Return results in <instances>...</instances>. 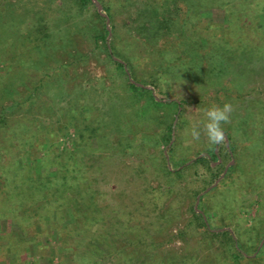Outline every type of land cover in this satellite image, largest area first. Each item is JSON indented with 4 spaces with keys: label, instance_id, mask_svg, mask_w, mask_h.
I'll use <instances>...</instances> for the list:
<instances>
[{
    "label": "rangeland",
    "instance_id": "obj_1",
    "mask_svg": "<svg viewBox=\"0 0 264 264\" xmlns=\"http://www.w3.org/2000/svg\"><path fill=\"white\" fill-rule=\"evenodd\" d=\"M91 1L83 5L78 0H0V115L3 108L15 104L0 127V146L19 141L22 165L40 174L52 175L65 152H72L71 164L88 160L81 187L94 195L87 211H94L100 221L91 225L95 241L108 245L101 264H122V254L110 252L129 241H146L142 247L153 249L156 264L168 260L220 264L217 259L224 249H232V239L219 236L208 241L193 212L194 208L200 213V205L211 215L209 229H229L232 241L242 238L246 242L249 253L242 264H264V236L259 241L255 235L257 228L264 227V161L253 157L264 144L251 137V131H261L262 126L253 129L250 122L248 131L241 120L264 108V0H253L250 18L249 12L245 15L239 9L232 15L233 23L223 8L201 10L198 28L203 30L198 33L212 41L227 39L235 49L230 52L235 57L229 55L228 64L216 68L222 71L224 82L232 78L245 82L242 91L248 92L237 97H224L222 90L216 94L227 84L217 83L208 74L194 77L190 62L191 74L171 61L177 44L149 47L135 39L127 26L132 5L107 0L108 17L97 0ZM242 43L254 47L249 57L240 52ZM105 45L134 63L135 77L149 80L145 87L161 105L144 112L146 94L133 95L127 81V76L134 81L133 75L129 71L124 75L109 61ZM167 65L168 73L163 74ZM216 95L221 97L219 103L206 99ZM225 103L234 109L230 121L222 124L231 134L232 145L224 134V143L211 149L203 132L205 110ZM194 125L201 129L199 140L190 135ZM170 126V141L176 142L173 162L161 138L164 133L169 137ZM196 156L208 161L188 167ZM207 162L218 167L212 181ZM178 164L185 171L172 181V191L165 192L163 170L177 169ZM17 166L20 173L27 170ZM200 195H204L202 204ZM39 208L38 212L44 211L46 206ZM18 210V223L0 219V264H15L16 248L21 260L37 258L38 264H61L71 256L73 247L62 245V234L47 219L31 220L23 215L29 211ZM255 247L258 251L253 252Z\"/></svg>",
    "mask_w": 264,
    "mask_h": 264
},
{
    "label": "trees",
    "instance_id": "obj_2",
    "mask_svg": "<svg viewBox=\"0 0 264 264\" xmlns=\"http://www.w3.org/2000/svg\"><path fill=\"white\" fill-rule=\"evenodd\" d=\"M81 4L91 3V0H78ZM103 7V10L107 12V16L110 17V5L107 0H97ZM122 5L133 6V15H130L129 22L127 24L130 33H133L135 39L143 41L145 44H150L149 47L154 46H174L177 44L178 51L173 50L171 53L170 60L180 64L183 70H189L188 73L191 74L190 68L192 64V71L194 77L201 78L206 74L213 76L214 80H217V83L229 85V87L224 86V88H219L216 90V94L220 90L224 91V97L228 96H241L242 93L248 91H242V86L245 82H237L235 79H229V82L223 81V73L218 70L217 64H228V58L230 52L233 53V48L228 45L227 39H219L212 41L210 37L206 38L203 35L199 34V31L203 30L198 28L202 16V9H209L210 7H216L222 9L226 16H229V22H232V15L237 14L240 11L242 14L246 15L249 12L247 17L250 18L251 9L250 5L253 0H239L240 4L238 5L236 0H121ZM239 7V8H238ZM98 17L99 14L96 13ZM228 19V18H227ZM245 20H248L245 17ZM246 24H249L248 21H245ZM233 23V22H232ZM231 23V25H232ZM230 25V26H231ZM191 28V29H190ZM105 32L106 29L103 28ZM97 38V36H95ZM103 39L105 37H102ZM98 41V39H97ZM113 42H111L112 44ZM241 53L243 55H252L255 51L254 47L249 44L242 43ZM239 45V46H240ZM107 57L109 61L114 63L117 69L123 72L127 76V71L133 75L134 81H131L127 76V81L129 87L134 96L140 94H146L148 101L144 105V112H148L151 106L161 105L162 101L152 93L151 89L145 87L148 84L146 79H139L134 75L135 65L132 61H128L125 57L121 56L120 53L113 47L108 48L106 45ZM246 47H248L246 49ZM235 57V55H231ZM189 64H187L188 62ZM62 65V64H61ZM182 65V66H181ZM169 65L163 70V74L168 73L167 69ZM184 72V71H182ZM236 72V71H235ZM50 75L47 74L46 76ZM43 79L40 78L37 82H41ZM154 82V81H152ZM156 86V83L155 85ZM36 88V85L35 87ZM38 88V87H37ZM36 88V89H37ZM144 96V95H143ZM28 97V96H27ZM209 102L213 103L221 101V97L216 95L214 97L206 98ZM18 103V102H16ZM182 104V100L180 101ZM12 104L6 108H3L0 115V127L4 123L6 124L7 115L10 110L14 107ZM219 106H221L219 104ZM8 110V111H6ZM255 114L258 117H255ZM248 115H244V117ZM252 116V115H251ZM249 119H241L242 122L246 124V129L249 123L253 129L261 127V131L256 133L252 132L253 138H255L258 144H264V108L260 109L254 116ZM182 123V122H181ZM181 123L177 124V127L181 126ZM224 134L227 135L229 140V145H232V138L230 132L227 129H223ZM249 131V129H247ZM258 130V129H257ZM168 138H165L164 135L161 136L162 141L166 145V153L168 152L169 156L165 154V158L171 161L173 160V154L176 148V142H171V126L168 130ZM19 141L11 142L7 146V142H4L0 146V219H12L18 223L16 217V212L18 209H24L28 214H23L29 219L35 221L46 220L47 223H50V226L58 230L59 234L63 237L62 245L70 244V247H73L71 251V256H76L77 258L71 259V256L68 258L62 259L61 264H101L99 260H105L106 252L108 251V245L103 241H95L96 231L92 229V224L100 222L98 221V216L94 211H87L88 208L92 207L94 195L93 192L85 193V188L81 187V180L83 178L85 169L88 164V160L78 159L76 162L71 164L72 152L64 153V161L57 162L59 167L56 171L51 174H40L39 172L32 171V168H27L22 165L23 160L20 161L22 153L19 151ZM254 143V141H253ZM212 146L214 144L210 143L207 146ZM7 146V147H6ZM253 154V157H259L261 161H264V147H261ZM225 146V152L230 156L231 151ZM199 154V153H197ZM194 157V156H193ZM20 158V159H19ZM191 159V158H190ZM189 159V160H190ZM186 158L184 161H187ZM203 161H208L206 157L196 156V159L193 160L188 167H194L203 165ZM173 162V161H171ZM182 162V163H183ZM20 169L27 168L24 172L20 173L17 171L18 166ZM177 169H169L168 167L164 168V176L167 179L165 192L172 191L173 180L180 178L184 173V166L179 165ZM208 171L209 180H213L218 176V167L215 165H210L207 162L205 165ZM233 167L232 165L229 167ZM84 195H87L85 198ZM204 195H200L198 200L202 204ZM37 202H41V205H37ZM40 206H46L44 211H39ZM67 206V207H66ZM70 207V208H69ZM85 208V210H82ZM202 208L200 213L195 214V218L199 225L204 229L207 234L208 241L209 238L214 239L219 236H229L233 240V234L229 229H209L207 227V222L211 218L207 214L206 208ZM52 211H49V210ZM50 214V215H47ZM207 214V215H206ZM22 217V219L25 218ZM69 218V221H65ZM81 219V220H80ZM65 222L64 224H62ZM75 223V224H74ZM29 224V223H28ZM239 235L243 234L242 228H239ZM260 230V231H259ZM255 235L257 240L260 241L262 236H264V227H259L255 230ZM72 239L74 241L69 242L68 240ZM1 240V235H0ZM230 241L232 249H224V255H222L217 260H220V264H242L243 259H246V254H248V249L246 247V242L243 241ZM211 242V241H210ZM209 242V243H210ZM146 241H132V243L126 242L123 245L114 247L110 252L116 255L122 254L121 263L122 264H156V253L153 249L145 250L146 247H142V244H145ZM129 244L128 249L125 251V246ZM73 245V246H72ZM152 246L153 244L150 243ZM250 245V244H249ZM264 245V242L262 246ZM83 246L84 248H80ZM251 246V245H250ZM257 246V245H256ZM10 248V247H9ZM253 248V246H252ZM3 247L0 245V254ZM9 250H15L14 247H11ZM258 251L257 247L254 248L253 252ZM137 252H140V256L137 257ZM105 255L103 257L97 258V255ZM17 254V255H16ZM16 262L15 264H38L37 258H32L31 261H23L20 258V250L16 248ZM255 257L253 256V261ZM0 261L1 255H0ZM162 264H177L173 260L163 261Z\"/></svg>",
    "mask_w": 264,
    "mask_h": 264
},
{
    "label": "clouds",
    "instance_id": "obj_3",
    "mask_svg": "<svg viewBox=\"0 0 264 264\" xmlns=\"http://www.w3.org/2000/svg\"><path fill=\"white\" fill-rule=\"evenodd\" d=\"M233 110L232 105L229 103H225L222 107L214 105L205 110V116L207 119L203 125V132L210 143H224L225 135L222 124H226L230 121V114ZM190 135L193 140H199L201 129L194 125L191 129Z\"/></svg>",
    "mask_w": 264,
    "mask_h": 264
}]
</instances>
